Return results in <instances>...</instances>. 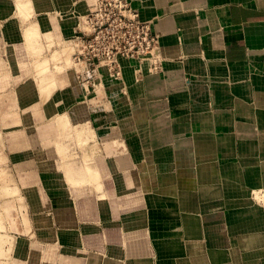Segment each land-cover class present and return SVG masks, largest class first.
<instances>
[{
	"label": "rangeland",
	"instance_id": "374dc122",
	"mask_svg": "<svg viewBox=\"0 0 264 264\" xmlns=\"http://www.w3.org/2000/svg\"><path fill=\"white\" fill-rule=\"evenodd\" d=\"M26 1L0 0V264L25 249L35 264H243L232 246L208 251L205 126L186 112L160 143L154 101L129 97L145 69L163 70L142 3Z\"/></svg>",
	"mask_w": 264,
	"mask_h": 264
},
{
	"label": "crops",
	"instance_id": "0c3cea01",
	"mask_svg": "<svg viewBox=\"0 0 264 264\" xmlns=\"http://www.w3.org/2000/svg\"><path fill=\"white\" fill-rule=\"evenodd\" d=\"M39 1L34 5L71 7L80 0ZM138 1L155 22L163 70L148 75L145 67V80L128 87L129 97L154 101L160 143L167 133L161 127L187 118L186 112L196 117L193 125L205 126V225H212L208 235L215 240L208 251L221 256L222 245L232 246L242 255L239 263L264 264V0ZM65 241L59 245H72ZM25 250L20 264H35ZM214 257L209 253L205 264L217 263ZM196 261L202 264L203 256Z\"/></svg>",
	"mask_w": 264,
	"mask_h": 264
},
{
	"label": "bare ground",
	"instance_id": "6f19581e",
	"mask_svg": "<svg viewBox=\"0 0 264 264\" xmlns=\"http://www.w3.org/2000/svg\"><path fill=\"white\" fill-rule=\"evenodd\" d=\"M22 6H19V8ZM36 36V31L35 29H27L26 33H25V38L27 42H31L33 39H35ZM25 92H31L30 90H26ZM47 95V93L45 94ZM44 95V96H45ZM80 137V136H79ZM92 166V165H91ZM96 170L92 171L90 168L89 169H85V171L83 172V174L81 175L83 178V182L87 183V184H93L96 183V179H97V174H96Z\"/></svg>",
	"mask_w": 264,
	"mask_h": 264
},
{
	"label": "built area",
	"instance_id": "2783aa9c",
	"mask_svg": "<svg viewBox=\"0 0 264 264\" xmlns=\"http://www.w3.org/2000/svg\"><path fill=\"white\" fill-rule=\"evenodd\" d=\"M147 32H150L149 27L148 26H144V34L146 35ZM150 33H152V32H150Z\"/></svg>",
	"mask_w": 264,
	"mask_h": 264
}]
</instances>
